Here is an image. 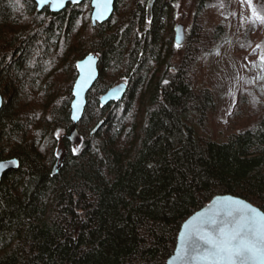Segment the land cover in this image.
I'll return each instance as SVG.
<instances>
[{
	"label": "trees",
	"instance_id": "trees-1",
	"mask_svg": "<svg viewBox=\"0 0 264 264\" xmlns=\"http://www.w3.org/2000/svg\"><path fill=\"white\" fill-rule=\"evenodd\" d=\"M150 1L115 0L94 25L91 0L58 12L0 0V149L19 160L0 181V264H166L182 222L216 194L264 210V23L262 35L253 36V19L238 35L242 52L259 54L220 138L208 127L217 93L196 82L200 62L229 40L209 10L226 15L236 0H194L176 63L166 27L177 0ZM252 1L264 15V0ZM90 52L99 75L75 146L76 62ZM122 74L126 93L103 105Z\"/></svg>",
	"mask_w": 264,
	"mask_h": 264
},
{
	"label": "snow or ice",
	"instance_id": "snow-or-ice-1",
	"mask_svg": "<svg viewBox=\"0 0 264 264\" xmlns=\"http://www.w3.org/2000/svg\"><path fill=\"white\" fill-rule=\"evenodd\" d=\"M41 7H50L59 11L66 4L79 6L81 0H36ZM252 7V0H241ZM95 11L93 20L103 21L111 11L112 0H91ZM253 20L264 23V15L258 14L253 8ZM175 47L180 48L179 41ZM260 47V45H257ZM264 63V55L260 57ZM93 58L77 63L82 69L81 77L76 82L75 95L78 97L83 86L92 79ZM165 84L169 81H164ZM123 85L113 90V95L119 99ZM80 108L79 101L73 104V109ZM74 120L78 117L73 114ZM57 139L60 132L56 133ZM70 151L78 154L79 149L72 147ZM59 156V152H57ZM18 162L0 160V172L9 166H16ZM168 264H264V212L243 200L232 196H218L215 203L205 211L197 212L187 219L179 232V243L175 248V255Z\"/></svg>",
	"mask_w": 264,
	"mask_h": 264
},
{
	"label": "rangeland",
	"instance_id": "rangeland-1",
	"mask_svg": "<svg viewBox=\"0 0 264 264\" xmlns=\"http://www.w3.org/2000/svg\"><path fill=\"white\" fill-rule=\"evenodd\" d=\"M194 9V0H177L171 18L172 22L167 23L166 34L168 36L172 34L171 61L174 63L180 61L182 56V48L175 47L177 43L175 41V28L179 23L184 24L187 36L192 26ZM252 11L253 1L250 8L247 3L242 4L241 0H236L231 11L226 15L222 13L220 8H212L208 13L209 24L213 22L226 24L229 40L200 62L196 84L197 86L208 85L217 93V105L215 110L209 114L208 127L220 138H224L233 129L230 114L238 99L241 80L259 54L258 51L251 52L249 49L242 52L237 47L239 33L243 34L244 29L249 26L250 20L253 19ZM260 24L255 22V26L253 25V36L255 37L263 34ZM127 80V76L122 74L115 77L112 83L117 84ZM72 138L75 146H79L83 139L78 131L74 132Z\"/></svg>",
	"mask_w": 264,
	"mask_h": 264
},
{
	"label": "water",
	"instance_id": "water-1",
	"mask_svg": "<svg viewBox=\"0 0 264 264\" xmlns=\"http://www.w3.org/2000/svg\"><path fill=\"white\" fill-rule=\"evenodd\" d=\"M36 1V0H35ZM84 0H81V2H83ZM153 1H150L148 3V5L150 7H152L153 5ZM68 4L65 5V7H67ZM92 5V4H91ZM37 7H38V10H42L43 8H41L38 4H37ZM46 7V6H45ZM64 7V8H65ZM114 7H115V0H112V5H111V11L107 14L106 16V19H104L103 21H95L93 20V16L91 14V17H92V21H93V24H97L98 22H104L106 20H108L111 15L113 14L114 12ZM50 8V7H49ZM63 8V9H64ZM63 9H60L59 11L63 10ZM51 11H54V12H58L56 10H53L50 8ZM95 11L93 5H92V13ZM175 32H176V35H175V41L179 43H182L184 40H185V36H186V32H185V28H184V24L182 23H179L177 24L176 28H175ZM91 56L93 58V71H92V79L88 81L87 84H85L83 86V89L80 91V95L77 97L75 95V91H76V82L80 79L81 77V72H82V69L80 68H77L78 70V76L75 80V83H74V86H73V100H72V103H71V118L73 117V114L75 113V115L78 117L77 119H73V126H72V129H71V132L73 133L74 130L77 128V123L78 121L81 119V117L83 116V113H84V110H85V107H86V104H87V94L89 92V90L91 89V87L93 86V84L95 83L96 79L98 78V75H99V67H98V63H99V56L97 53L95 52H90L88 53L84 58H81L79 60H77L76 62V65L77 63L81 62V61H84L86 62L88 57ZM123 85L121 91L119 93H117V95H119V99H121L124 94L126 93L127 89H128V82L126 81H122V82H119L115 85H113L112 87H110L106 92H104L101 97H100V101L103 105H106L108 104L110 101L112 100H117L116 97L113 95V90L116 89L118 86H121ZM3 101H4V98H3V95L0 93V109L3 105ZM79 101V104H80V108L78 110H74L73 109V104L75 102ZM102 121L99 122L93 129H92V133L94 132H97L101 127H102ZM16 160L18 162V164L16 166H9L8 168H6L3 172H0V181L2 179V176L4 174V172L9 169V168H14V167H18L19 165V160L18 158L14 157V158H7V159H3L1 157V149H0V160ZM218 196H232L234 198H238L240 200H243L245 201L246 203H249L251 204L253 207H256L258 208L261 212H264V210L262 208H260L259 206L255 205L254 203H252L251 201H249L248 199L240 196V195H236V194H232V193H220V194H216L215 196L212 197V199L210 201H208L206 204H204L202 207H200L199 209H197L196 211H194L191 215H189L181 224L180 226V229H179V232L182 230V225L183 223L187 220V219H190L191 216L195 215L197 212H200V211H205L207 210L209 207H211L215 201H216V197ZM179 232H178V236H177V241H176V245H175V248L176 246L178 245L179 243ZM175 248L173 250V252L170 254V256L167 258L166 260V264H168V261L171 260L172 256L175 255Z\"/></svg>",
	"mask_w": 264,
	"mask_h": 264
},
{
	"label": "flooded vegetation",
	"instance_id": "flooded-vegetation-1",
	"mask_svg": "<svg viewBox=\"0 0 264 264\" xmlns=\"http://www.w3.org/2000/svg\"><path fill=\"white\" fill-rule=\"evenodd\" d=\"M149 8H150V6H149ZM148 8V10H149V12L151 11L150 9ZM127 82V81H126Z\"/></svg>",
	"mask_w": 264,
	"mask_h": 264
}]
</instances>
